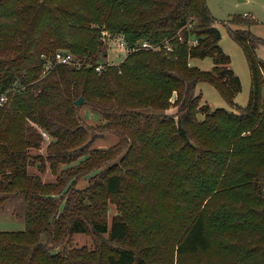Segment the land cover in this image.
<instances>
[{
	"label": "trees",
	"instance_id": "obj_1",
	"mask_svg": "<svg viewBox=\"0 0 264 264\" xmlns=\"http://www.w3.org/2000/svg\"><path fill=\"white\" fill-rule=\"evenodd\" d=\"M215 21L207 0H0V204L25 203V227L0 230V264H264V39L229 28L248 61L249 100L212 108L199 82L232 104L241 89ZM119 36L161 48L110 64L107 41ZM61 49L74 63L44 72ZM205 57L211 70L192 65ZM79 97L101 115L95 128L83 125ZM43 132L46 155L33 152ZM107 132L118 141L92 148ZM81 157L54 182L28 171L39 160L56 174ZM77 233L93 247L73 246Z\"/></svg>",
	"mask_w": 264,
	"mask_h": 264
},
{
	"label": "rangeland",
	"instance_id": "obj_2",
	"mask_svg": "<svg viewBox=\"0 0 264 264\" xmlns=\"http://www.w3.org/2000/svg\"><path fill=\"white\" fill-rule=\"evenodd\" d=\"M207 4L211 13L216 18L215 25L218 27L221 33L220 44L223 50L230 55V68L233 69L235 74L238 75L241 80V89L235 95V104L229 103L226 99H224L219 91L214 87V85L207 81L199 82L197 84L196 91L202 94V101H206L212 108L222 107L230 111H238L236 106H245L249 100L251 74L245 52L241 45L233 39L229 28H247L256 36L264 39V0H207ZM235 14L251 15L256 19L257 22L250 25L230 24L228 21ZM107 43V58L105 60L110 64H119L126 56L125 51L119 47L117 40L113 39L112 37L108 39ZM255 51L257 57L264 60V45L257 46ZM191 63L192 65L205 70H211L214 66V60L211 57L193 58L191 59ZM175 109V107H171L167 110V113H172L175 111ZM79 113L82 117L83 125L87 128H95L98 124L103 122L101 115L94 111L87 104L83 103L81 105ZM198 117L203 118V114L199 113ZM90 134L91 130H89V135ZM50 140L51 138H45L41 149L33 150V152L46 155L45 148ZM117 141V135L107 132L103 137L94 140L92 143V148L106 149L115 144ZM83 158L85 157H81L77 161H73L68 164L60 165L56 174L51 171L49 164H47L45 170H39V160H34V162L29 166L28 171L32 174L40 175L44 181L54 182L56 180L57 173H59L63 168L77 166L79 160ZM112 163L113 162L107 163V166L111 165ZM92 174L93 172L87 173L86 175L78 178L74 183V187L84 188L88 186ZM156 201L158 205L157 210L165 213L167 211L168 201L162 196ZM108 202L109 217L111 218V216L117 212V206L110 200ZM24 213L25 203L22 195H15L9 200L5 201L3 204H0V230L23 229L25 227ZM72 244L73 246L86 245L88 248H91L93 247V240L90 235L77 233L72 236ZM72 244L69 243L68 246H72Z\"/></svg>",
	"mask_w": 264,
	"mask_h": 264
},
{
	"label": "built area",
	"instance_id": "obj_3",
	"mask_svg": "<svg viewBox=\"0 0 264 264\" xmlns=\"http://www.w3.org/2000/svg\"><path fill=\"white\" fill-rule=\"evenodd\" d=\"M113 39L117 40V43H118L119 47L122 48L125 51L126 56L130 52H133V51H136V50H139V49H159V48H161V45H154V44L150 43L147 40H141V41H138L137 43H135L134 45H130L124 39L123 36L114 37ZM162 46L164 47V49L167 52L173 50L172 46L170 45V43L168 41L163 42ZM74 60H75L74 59V55L70 51L64 50V49L58 50V51H56L53 54L52 59L48 60L47 64L45 65L44 72L49 70V68L53 64H58V63H60V64H70V63H74ZM102 68H103L102 64H99V65L96 66V70H101ZM5 100H6V98L4 96L0 97V103H2ZM43 135H44V138H46V139L50 138L49 135L46 132H43Z\"/></svg>",
	"mask_w": 264,
	"mask_h": 264
},
{
	"label": "water",
	"instance_id": "obj_4",
	"mask_svg": "<svg viewBox=\"0 0 264 264\" xmlns=\"http://www.w3.org/2000/svg\"><path fill=\"white\" fill-rule=\"evenodd\" d=\"M84 98L83 97H79L76 101H75V105H80L83 103Z\"/></svg>",
	"mask_w": 264,
	"mask_h": 264
},
{
	"label": "crops",
	"instance_id": "obj_5",
	"mask_svg": "<svg viewBox=\"0 0 264 264\" xmlns=\"http://www.w3.org/2000/svg\"><path fill=\"white\" fill-rule=\"evenodd\" d=\"M124 59V58H123Z\"/></svg>",
	"mask_w": 264,
	"mask_h": 264
}]
</instances>
